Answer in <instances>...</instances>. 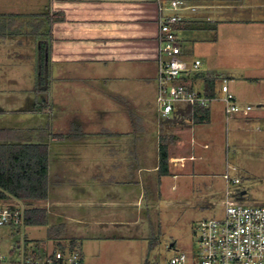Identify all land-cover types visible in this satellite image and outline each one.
I'll list each match as a JSON object with an SVG mask.
<instances>
[{
  "label": "crops",
  "instance_id": "1",
  "mask_svg": "<svg viewBox=\"0 0 264 264\" xmlns=\"http://www.w3.org/2000/svg\"><path fill=\"white\" fill-rule=\"evenodd\" d=\"M184 1L194 9L179 10L184 16L178 25L182 56L190 60L196 55L194 59L201 61L190 84L203 91L204 77H215V99L203 116L201 110L196 112L195 107L187 106L174 110L166 122L158 120L150 134L154 163L137 165L136 169L135 158L146 156L145 126L96 128L95 133L106 136L100 139L107 148L102 151L106 155L88 159L74 149V144L84 143L79 134L70 137L53 132L50 139L36 141L29 133L39 130L45 134V130L40 125L22 126L15 116H51L54 95L59 94L54 91L55 85L83 77L82 71L102 84L129 80L153 83L157 93L158 18L170 10L160 13L156 0H37L26 12L36 16L32 25L28 24L34 29L27 39L22 33L27 26L21 19L25 13L22 9L8 7V14L0 17V118L9 113L14 116L0 123V129L6 130L7 141L42 142L48 147V194L46 199L31 202L47 211L46 236L31 238L24 234L21 242L15 239L17 257L11 254L13 245L9 246L12 259L18 260L24 253L77 250L79 264H138L148 257L150 245L158 242L155 235L154 241L145 246L150 234L143 217L161 197L164 178H189L183 184L180 181L183 186H193L194 176L203 178L199 190L204 198L186 203L213 205L214 197L221 196L212 194L214 184L203 163L208 162L206 150L216 130L232 118L240 136L258 129L264 119V0ZM162 3L167 5L166 1ZM7 42L15 45L5 47ZM234 52L238 53L237 62H220ZM11 57L27 62H8ZM219 76L228 78L230 91L240 105H252L250 111L226 118L222 97L218 96ZM122 92L127 94L126 90ZM124 111L133 117L129 108ZM99 112L102 117L108 113L102 109ZM80 124L84 126L82 121ZM83 126L80 129H85ZM160 145L166 146L168 154V173L163 175L158 172ZM143 171L146 174L142 175ZM178 188L179 184L171 182L172 191ZM0 201L11 205L19 202Z\"/></svg>",
  "mask_w": 264,
  "mask_h": 264
},
{
  "label": "rangeland",
  "instance_id": "2",
  "mask_svg": "<svg viewBox=\"0 0 264 264\" xmlns=\"http://www.w3.org/2000/svg\"><path fill=\"white\" fill-rule=\"evenodd\" d=\"M36 1L0 0V17L8 14V7L22 9L25 13L21 15V19L27 25L22 29V33L25 34L27 39V34L34 29L31 26L29 27V25H32L36 16L26 12L28 11V7H31L30 5L35 4ZM43 2L44 0H42ZM37 6L42 7V5ZM17 34L20 33L17 32ZM14 45L7 42L5 47H13ZM194 57L196 55H193L191 59H194ZM7 61L27 62L26 59H22L21 61L12 57ZM234 61H238L237 52L227 55L220 62L224 64ZM82 72L84 74L83 77L72 78L71 82L59 84L58 87L55 85L54 91L57 89L59 94L54 95L51 116L46 113H40L39 115L30 113L17 114L15 117L19 119L18 124L31 127L40 125L39 128L44 129L45 134L38 132L39 130L29 133L35 137L36 141L46 140V138L50 139V134L53 132H56L58 135L66 133L70 137H77L79 134L78 136L84 140V143L74 144V149L78 151L80 156H88V159L89 156L94 158L95 156L104 157L106 155L102 151L105 152L107 148L100 143V139L102 140L106 136L95 133L96 128L104 126L123 129L131 124L136 128L145 126L143 141H146L145 157L147 158H135V169L137 165L145 164L144 166H149L154 163V147L150 146L151 130H154L153 127L156 126L158 120H161L162 123L166 122L164 117L158 116L154 84L145 85L138 80H129L126 83L108 81L106 84H102L92 79L91 75L88 76L89 73L85 75L86 71ZM220 80L221 76L217 78V88L220 87ZM122 90H126L127 94H125L126 92H122ZM119 93H124V98L119 96ZM58 95L61 96L58 97ZM218 96L222 97L221 91H218ZM221 103L224 105L223 101ZM173 105L175 110L189 107V105L181 102H173ZM126 108H129V111L133 112V117L130 114L127 115V112L124 111ZM101 109L108 111L104 117L99 112ZM9 114L0 118L2 119L1 124L4 123V120L14 117ZM80 121L84 123V126L80 124ZM81 126L85 129H80ZM78 129L79 131H77ZM80 130L85 132H80ZM46 132L49 134H46ZM215 135L213 143L206 150L208 162H203L207 164L210 171L208 172L211 174L209 180L214 184L212 187L214 192L212 194L217 195L221 193L220 197L224 199V189L226 186H224V179L218 174L228 170L231 175L236 174V176L240 177L241 182L238 184L240 193L243 190L246 191L244 194L239 195L238 198L240 200L246 203L264 202V119L260 121L258 129L238 136V131L234 129L231 118L228 124L224 122L221 130H216ZM66 139L69 138L66 137ZM109 140L112 141L114 139L109 138ZM92 141H97V143L94 144ZM136 151H139V148ZM59 166H62V164ZM84 166L89 168V165ZM91 167L92 171H95L92 165ZM137 174L141 176V173ZM144 174H146L145 171L142 172V175ZM191 179L194 181L193 186H183V181L189 180V178H179L178 180H173L171 176L164 178L161 197L156 198L149 211L145 213L143 219L146 222L147 232L150 234L148 241L145 242V246L150 245L154 241L155 235L158 240L153 247L150 245L148 257H144L147 259V264H170V257L180 251H185L190 256L188 264H191L193 261H199L200 222L205 218L221 216L224 207L220 202L221 198L217 196L213 199L215 201L213 205L203 206L197 203H186V201H190L192 198H204L201 197L203 191L199 190L201 187L200 182L203 178L198 175ZM173 181L175 184H179L177 191L170 189L171 182ZM181 200H184L185 203L179 202ZM0 204L5 203L0 201ZM15 204L12 203V205ZM23 206L25 205L23 204ZM133 213L135 214V212ZM129 215L132 216V214ZM46 229V225H25L22 228L2 226L0 227L1 250L8 255L10 254L9 246L13 245L14 250L11 254L17 257L15 239L19 240L21 231L31 238H44L46 236ZM171 243H174V246L170 248L169 245ZM144 258L142 261H137V263L144 264Z\"/></svg>",
  "mask_w": 264,
  "mask_h": 264
},
{
  "label": "built area",
  "instance_id": "3",
  "mask_svg": "<svg viewBox=\"0 0 264 264\" xmlns=\"http://www.w3.org/2000/svg\"><path fill=\"white\" fill-rule=\"evenodd\" d=\"M160 13L170 10L158 18V39L160 56L157 77L156 102L160 116L168 118L174 112L173 102H181L191 108L209 107L214 96L205 95L195 89L190 81L199 72V59H186L178 36V25L184 20L179 10L189 7L184 0H156ZM166 1V4L162 2ZM228 78L221 77L219 90L222 92L224 112L229 119L238 113H247L252 105H240L230 91ZM179 111V110H178ZM177 111V113H179ZM225 182L223 214L205 218L199 225V261L191 264H264V202L246 203L238 197L241 182L229 171L222 174ZM24 206L0 204V227L10 225L22 228ZM24 233H20V242ZM79 252L24 253L20 259L14 260L5 254L0 247V264H79ZM190 256L180 251L170 257V264H188ZM193 259V258H192Z\"/></svg>",
  "mask_w": 264,
  "mask_h": 264
},
{
  "label": "trees",
  "instance_id": "4",
  "mask_svg": "<svg viewBox=\"0 0 264 264\" xmlns=\"http://www.w3.org/2000/svg\"><path fill=\"white\" fill-rule=\"evenodd\" d=\"M215 77H204L205 95H215ZM208 108L195 107L202 111ZM158 172L168 173L166 146L160 145ZM48 194V147L46 143L7 141L6 130L0 129V200L14 199L23 203V225L41 226L47 223V211L31 202L46 199Z\"/></svg>",
  "mask_w": 264,
  "mask_h": 264
}]
</instances>
